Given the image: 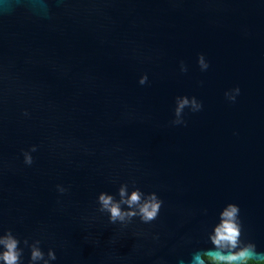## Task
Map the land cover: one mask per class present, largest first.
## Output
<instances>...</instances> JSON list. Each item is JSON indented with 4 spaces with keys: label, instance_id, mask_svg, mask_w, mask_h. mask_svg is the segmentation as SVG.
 I'll return each instance as SVG.
<instances>
[{
    "label": "water",
    "instance_id": "water-1",
    "mask_svg": "<svg viewBox=\"0 0 264 264\" xmlns=\"http://www.w3.org/2000/svg\"><path fill=\"white\" fill-rule=\"evenodd\" d=\"M134 50L152 61L127 59ZM201 53L210 63L203 73ZM236 86L230 104L224 93ZM182 95L196 96L203 111L186 115V127H167ZM0 96L5 157L43 145L33 168L5 177L2 226L21 238L42 228L44 251L57 249L53 264H153L133 253L132 237L91 215L96 194L115 193L111 177L164 199L160 218L137 227L148 240L160 235L157 256L167 264L210 249L208 233L228 203L240 206L244 237L264 253V0H71L51 25L12 0L0 12ZM124 105L135 122L121 120ZM73 137L124 151L70 163L62 149L49 150ZM57 183L71 185L62 209Z\"/></svg>",
    "mask_w": 264,
    "mask_h": 264
},
{
    "label": "clouds",
    "instance_id": "clouds-1",
    "mask_svg": "<svg viewBox=\"0 0 264 264\" xmlns=\"http://www.w3.org/2000/svg\"><path fill=\"white\" fill-rule=\"evenodd\" d=\"M28 6L30 14L43 22L54 24L56 17L66 10L71 0H18ZM12 0H0V12H6ZM169 3L178 6L182 0H169ZM127 59L137 60L139 62H151L153 57L146 56L137 50ZM158 58V57H157ZM197 66L199 70L207 72L210 63L205 54L201 53L197 57ZM188 65L184 61L179 62V73L187 74ZM138 85L144 87L149 84V73L142 72L137 81ZM203 84V81L200 82ZM241 95V89L236 86L224 93L225 100L230 104H235L237 98ZM6 99L0 96V264H53L57 260L56 248L50 247L45 252L42 248V241L45 239L44 230L38 231L40 235L25 236L21 238L12 228H4L2 219L4 215L5 193L9 191L5 187V177L7 175H22L25 169L33 168L36 164V154L41 151L43 145L31 144L22 148L18 156L8 159L3 153V145L6 140L4 130L3 106ZM204 105L196 96H177L174 101L172 119L167 122V127H186V115L196 114L203 111ZM25 120H30L32 114L25 108L20 113ZM124 123L135 122L138 117L134 110L123 106L120 116ZM62 149L69 157V162L73 158L96 157L107 160L113 158L117 153L123 152L122 145L99 146L83 141L80 138L73 137L59 144H49V150L54 152L56 149ZM82 166L81 164L77 165ZM111 183L117 185L115 193L100 192L96 194L94 209L91 213L94 221L105 222V226H115L117 236H130L134 239L133 253L143 255L153 259V264H167L163 257H158L157 252L160 247V235L158 233L151 235V240L147 237L143 229L137 227L140 225H152L161 215L165 208V201L157 191L145 192L133 180L121 181L117 177H111ZM57 193L56 205L63 208V198L71 193V185L57 183L55 185ZM208 210H201V215L206 216ZM24 217H19L18 222L22 223ZM86 229L92 225L85 224ZM244 224L241 218V209L238 204L228 203L218 213L217 223L208 233V241L212 245L210 249H197L193 252L189 264H209V253H214L210 259L213 261L226 262V264H264V253L258 252L254 241L248 240L243 235Z\"/></svg>",
    "mask_w": 264,
    "mask_h": 264
},
{
    "label": "trees",
    "instance_id": "trees-1",
    "mask_svg": "<svg viewBox=\"0 0 264 264\" xmlns=\"http://www.w3.org/2000/svg\"><path fill=\"white\" fill-rule=\"evenodd\" d=\"M209 264H222V262L213 261L209 258ZM224 264H226V262H224Z\"/></svg>",
    "mask_w": 264,
    "mask_h": 264
}]
</instances>
